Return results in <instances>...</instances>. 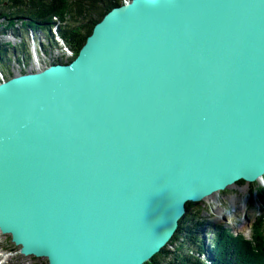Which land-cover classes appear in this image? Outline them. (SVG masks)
<instances>
[{
    "label": "water",
    "instance_id": "1",
    "mask_svg": "<svg viewBox=\"0 0 264 264\" xmlns=\"http://www.w3.org/2000/svg\"><path fill=\"white\" fill-rule=\"evenodd\" d=\"M263 176L264 0H124L0 81V230L48 264H145Z\"/></svg>",
    "mask_w": 264,
    "mask_h": 264
},
{
    "label": "trees",
    "instance_id": "2",
    "mask_svg": "<svg viewBox=\"0 0 264 264\" xmlns=\"http://www.w3.org/2000/svg\"><path fill=\"white\" fill-rule=\"evenodd\" d=\"M11 2L24 4L28 11L20 14L10 11L12 4L4 6L0 14L8 20L5 26L7 28L15 26L16 21L21 19L23 26L41 30L49 43L41 41V46L39 44L40 47H38L39 54L42 52L41 48L47 54H50L49 49L63 48L60 41L55 40L51 34L53 25L59 23L58 30L63 41L62 46L71 49L73 56L68 60L56 57L54 62L67 63L79 54L95 25L112 8L122 5L124 0H46L45 2L28 0L27 3H25L26 0H11ZM10 50L16 56V61L29 64L31 52L26 41L17 45L12 42H0V68L3 71H5L4 63L12 59ZM23 72H26V69H23ZM245 182L240 180L237 183ZM260 198L263 199L262 194ZM195 204L187 203V213L180 220L178 231L169 243L174 244L179 241L176 249L170 250L168 244L145 264H264V225L260 220L254 224V240L251 241L242 236H234L223 226L205 220H190ZM261 226L263 227L260 228ZM205 233L213 234L210 246H207ZM181 235L183 238L180 240ZM205 253L211 255L208 260L204 257Z\"/></svg>",
    "mask_w": 264,
    "mask_h": 264
},
{
    "label": "rangeland",
    "instance_id": "3",
    "mask_svg": "<svg viewBox=\"0 0 264 264\" xmlns=\"http://www.w3.org/2000/svg\"><path fill=\"white\" fill-rule=\"evenodd\" d=\"M43 1L45 2L46 0ZM27 2L28 0H26L25 3ZM10 4H12L11 0H0V11L3 10L4 6H8ZM10 6H13L10 10L11 12H19L21 14L28 11V8L24 4L13 3ZM17 21V25L13 26V28H10L3 34L0 33L4 36L2 40L3 42H12L14 45L21 44V37L15 35L12 29H20L22 33L26 29L24 27L27 26H23L21 24L23 23L21 19H18ZM4 22V17L0 14V23ZM0 30H4V27H1ZM30 32L31 29L23 33H27L26 42L30 47L31 60L34 62V66L36 68L33 66L32 62H29V64H25L23 61H21L20 63L16 61V56L13 55L12 51L10 50L12 59L4 63L3 67L5 71L0 69V81H2L4 78L8 79L14 74L23 73V69H26V71L30 69H43L53 63L56 57H63V59L68 60L73 56V52L71 49H68L67 51L66 48H64V50H61L58 47L55 49H49L50 54L45 55L40 53V56L35 55L34 42L31 38ZM37 35H39L37 39L38 47L39 44H41L40 41L49 43L45 37V34L40 32V34ZM59 43L62 47L63 42ZM30 44L32 45V50ZM259 194H262V200ZM195 203L196 204L193 207L194 211L190 220H205L206 222L208 221L209 223L223 226L225 229H229L234 234V236H242L247 240L253 241L254 224L260 220L264 225V183H261L260 181L245 182L243 184L237 183L228 187L226 190L219 191L205 198L204 200ZM262 227L263 226H261L260 228ZM205 234V237L207 238V246H210L212 242L211 237L213 234ZM182 238L183 236L181 235L179 239L181 240ZM178 244L179 241H176L174 244H169L168 248L170 250H175ZM0 250L9 253L11 252L10 257L6 259L3 264H48V259L45 257H36L33 255L22 254L20 252V246L16 245L13 242L11 235L3 233L1 230ZM210 256V253H205L204 255L205 259L207 260L208 258H210Z\"/></svg>",
    "mask_w": 264,
    "mask_h": 264
},
{
    "label": "bare ground",
    "instance_id": "4",
    "mask_svg": "<svg viewBox=\"0 0 264 264\" xmlns=\"http://www.w3.org/2000/svg\"><path fill=\"white\" fill-rule=\"evenodd\" d=\"M5 22H6V20H5ZM5 22L4 23H0V29H1V27H4V25L6 24ZM258 181H260L261 183H264V176L261 179H259ZM10 255H11V252L9 253V252L0 250V264H3L6 261V259H8L10 257Z\"/></svg>",
    "mask_w": 264,
    "mask_h": 264
}]
</instances>
